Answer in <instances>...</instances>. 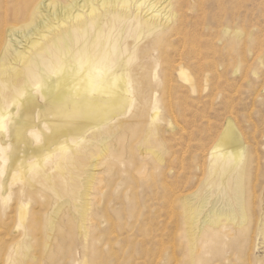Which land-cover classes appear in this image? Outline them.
I'll use <instances>...</instances> for the list:
<instances>
[{"label": "bare ground", "instance_id": "obj_1", "mask_svg": "<svg viewBox=\"0 0 264 264\" xmlns=\"http://www.w3.org/2000/svg\"><path fill=\"white\" fill-rule=\"evenodd\" d=\"M242 75L243 0H0V264H109L100 234L128 241L123 219L157 247L129 264H208L252 228L264 245V164L235 114L209 149L177 137L176 100Z\"/></svg>", "mask_w": 264, "mask_h": 264}, {"label": "rangeland", "instance_id": "obj_2", "mask_svg": "<svg viewBox=\"0 0 264 264\" xmlns=\"http://www.w3.org/2000/svg\"><path fill=\"white\" fill-rule=\"evenodd\" d=\"M263 59H264V0H243V75L241 77H238L237 80L232 81L229 84V86L225 87V92H227L225 93L226 94L225 97L218 99L219 101L218 100L215 101L214 104H211L205 100L197 101L192 98H186L185 100L178 99L179 100L178 102L177 100L174 102L175 108L177 109L176 116L178 118V121L180 120L178 122L180 130H178L177 132L178 133L177 137L180 139L179 144H181V147L183 148L184 151H186V149L189 146L191 148L190 150H195L199 147L200 148L206 147L205 149L211 148L212 139L210 137L215 135V133L221 129V126L225 122L224 119H226L228 115L233 113L235 114L233 115V117L234 118L237 117L236 118L237 122L239 121L238 122L239 127L241 128L243 133L245 132V135L250 139L249 144L257 148V150L253 148L254 152L257 151L254 154L257 155V153H259L258 157L261 159V161H263L264 164V69H262L264 68ZM181 91H182L180 92L181 96L182 94L183 95L187 94L185 89ZM250 114L252 115L250 116ZM194 130L196 133L194 132ZM189 131L192 133H190ZM189 134H190V138L188 136ZM188 140L191 141L189 142ZM192 140L194 143L192 142ZM97 174L98 176L100 174L99 178L103 180L102 190L106 191L105 185L109 184L108 175L105 174L103 170H98ZM255 196L259 198L260 197L264 198V186L262 189L258 190ZM251 197L252 195L250 196V201L252 202L255 201L253 200L254 195L252 198ZM92 199H94L96 205L98 203L97 207H103V204H105V200H106L101 196V194L99 195L95 194L94 196H92ZM254 207L258 208V205L254 204ZM161 220H165V219L164 218L159 219L156 217V215H148L145 217L144 223L147 224L148 227H150L151 229L154 230L155 228L157 230L160 227L162 228ZM126 221L129 222L126 219H123L120 222L123 228L121 232L127 233L128 231L129 232L128 234H130V239L128 241H124L123 239H120L117 242L111 243L108 242L107 239L113 236L112 235L113 230L109 229L103 232L102 234H100L102 236V239L101 242L99 243V248L102 251V254H99L98 256L95 257L96 261L100 262L102 258L103 262L106 261L109 264L112 263L115 264L117 262V258H120V261H123V258H126L125 259V261L127 262L126 264H129L132 263L133 259L136 260V258L142 257V255L139 256V254H141L143 251L148 250V248H149L148 251L149 252L151 251V253L157 252V247L152 243H148L147 241V244H144V246H142L138 242V240H142V239L146 241L147 238L150 240V238L152 237L150 235L145 236L144 233L140 230L141 222H135L131 226L129 225L130 226L129 227ZM134 225L136 226V228L131 230L130 228L133 227ZM157 225L158 227H156ZM164 227L165 225H163V228ZM0 231L1 233H3L2 236H4L5 238L6 236L4 235V230L1 229ZM250 231L252 234H250ZM250 231L248 235L245 238H243L241 246L230 249L224 255V257L218 258V257H214L213 255H209L207 259L208 264H225V263L264 264V245L262 244V240L260 237L257 236L256 230L254 228H252ZM132 237L134 238V240ZM102 244L104 247L102 246ZM167 245L170 244L168 243ZM131 250L132 252H130ZM109 252L112 253L109 254ZM120 253L122 254V256H120ZM172 254L173 253L171 252L169 253V256L166 258L163 264H172L173 261H170V257L172 258L173 255H175V257L179 259L180 258L184 259L182 254L179 253V251H177L176 254L175 253L173 255Z\"/></svg>", "mask_w": 264, "mask_h": 264}]
</instances>
